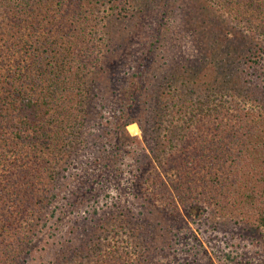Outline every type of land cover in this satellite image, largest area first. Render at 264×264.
Returning <instances> with one entry per match:
<instances>
[{"label": "rangeland", "instance_id": "1", "mask_svg": "<svg viewBox=\"0 0 264 264\" xmlns=\"http://www.w3.org/2000/svg\"><path fill=\"white\" fill-rule=\"evenodd\" d=\"M100 1L98 15L107 22L126 0ZM126 2L131 17L83 35L97 44L98 61L75 68L83 101L76 120L51 126L63 128L47 177L55 214L44 215L45 227L30 236L17 264H96L76 257L91 237L98 252L118 246L140 264H264L263 229L214 209L190 216L188 199L170 214L146 202L143 191L197 130L184 112L217 114L238 104L264 113V56L251 61L259 54L254 43L264 42L259 22L247 24L233 5L223 9L224 0ZM5 42L0 36V75L17 61ZM223 121L217 124L228 128ZM165 170L172 189L177 170Z\"/></svg>", "mask_w": 264, "mask_h": 264}, {"label": "trees", "instance_id": "2", "mask_svg": "<svg viewBox=\"0 0 264 264\" xmlns=\"http://www.w3.org/2000/svg\"><path fill=\"white\" fill-rule=\"evenodd\" d=\"M126 1L119 2L114 7L117 12L105 22L97 11L100 0H0V36L6 38L4 47L17 54L15 68L0 75V264H17L30 236L45 227L43 219L54 217L55 208L48 207L56 194L47 177L53 140L62 138L63 128L51 126L76 120L75 112L83 101L74 81L75 68L81 70L98 61L92 53L97 44L90 45L85 39L89 37L83 35L99 33L102 23L112 30L119 20L131 17L132 7ZM232 5L246 15L247 24L259 22L258 35L264 37V0H224L222 7ZM254 45L259 54L253 53L255 61H251L257 65L264 56V42ZM187 113L183 114L190 116L197 130L191 129L192 138L171 155L175 164L167 168L159 164L158 173L146 179L145 201L170 209L172 214L176 201L188 199L194 204L190 216L214 209L264 230L261 108L236 104L217 114L200 108L197 116L204 118ZM224 119L228 128L217 124ZM177 136L171 134L169 139ZM191 139L193 146H188ZM173 166L180 182L170 189L162 172ZM91 242L93 237L76 257H88L96 264L141 263L139 257L132 260L131 252L118 246H108L100 253Z\"/></svg>", "mask_w": 264, "mask_h": 264}, {"label": "bare ground", "instance_id": "3", "mask_svg": "<svg viewBox=\"0 0 264 264\" xmlns=\"http://www.w3.org/2000/svg\"><path fill=\"white\" fill-rule=\"evenodd\" d=\"M131 129H133V130H134V128H133V127H131Z\"/></svg>", "mask_w": 264, "mask_h": 264}]
</instances>
